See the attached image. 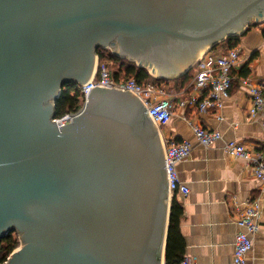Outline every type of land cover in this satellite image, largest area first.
<instances>
[{"label":"water","instance_id":"95a60500","mask_svg":"<svg viewBox=\"0 0 264 264\" xmlns=\"http://www.w3.org/2000/svg\"><path fill=\"white\" fill-rule=\"evenodd\" d=\"M264 22V0H0V264H166L172 196L161 134L132 94L94 88L58 127L65 83L98 50L176 79Z\"/></svg>","mask_w":264,"mask_h":264},{"label":"crops","instance_id":"0c3cea01","mask_svg":"<svg viewBox=\"0 0 264 264\" xmlns=\"http://www.w3.org/2000/svg\"><path fill=\"white\" fill-rule=\"evenodd\" d=\"M239 37L236 49L240 59L232 71L230 95L220 111L223 120L214 112L177 111L161 131L164 138L188 140L193 146L191 157L177 167L180 180L190 193L185 198L175 196L183 208L180 233L185 242L184 258L192 264H232L235 218L248 202L264 195V185L245 161L230 157L224 149L225 142L235 140L254 152L264 153V126L260 117L249 118L251 102L240 85L246 77L254 84L264 79V22L246 29ZM188 84L182 89L191 95ZM190 123L219 130L223 140L209 148L202 146ZM260 225L248 264H264V201Z\"/></svg>","mask_w":264,"mask_h":264},{"label":"built area","instance_id":"2783aa9c","mask_svg":"<svg viewBox=\"0 0 264 264\" xmlns=\"http://www.w3.org/2000/svg\"><path fill=\"white\" fill-rule=\"evenodd\" d=\"M239 59L240 54L236 48L225 53L214 49L204 52L191 68L192 78L188 84L192 87L191 95L187 94L185 89L174 90L153 82L139 84L134 78L117 76V71H111L107 64H100V62L97 64L93 77L84 85H76V91L83 100V106L94 88H114L124 93H132L145 106L161 134L177 111L193 110L201 114L214 112L222 121L220 111L224 100L230 95L234 81L232 71ZM240 85L246 89L251 102L249 118L260 117L264 126V79L254 84L250 78L246 77L240 81ZM78 113L54 119V121L60 128L67 125V122H72L73 117ZM190 126L196 139L206 148L223 140L219 130L209 129L201 124L190 123ZM161 138L165 150L171 196L185 198L189 195L190 189L180 180L177 167L191 157L193 146L188 140L177 141L175 137L164 138L162 134ZM224 149L230 157L245 161L254 176L264 185V153L254 152L245 144L235 140L225 142ZM263 201L264 195L248 202L235 218L237 232L232 264H248L247 257L253 250L254 239L261 229ZM180 264L192 263L188 258H184Z\"/></svg>","mask_w":264,"mask_h":264},{"label":"trees","instance_id":"16d2710c","mask_svg":"<svg viewBox=\"0 0 264 264\" xmlns=\"http://www.w3.org/2000/svg\"><path fill=\"white\" fill-rule=\"evenodd\" d=\"M240 37H230L224 42L217 45L224 53L230 49H234L239 45ZM100 64L108 62L115 63L118 67L117 76L121 75L124 78H134L139 84L156 83L159 85H172L176 90H181L186 86L192 78V70L186 75L174 79L167 80L163 78L153 77L147 69L138 67L135 63L126 59L116 57L112 52L103 49L98 50ZM83 107V100L80 94L76 91V85L65 83L63 92L55 104V119H60L69 114L78 113ZM183 216V208L176 201L175 197L172 200L170 212V225L168 232L167 248H166V264H180L185 255V242L180 233V221ZM13 233L8 234L0 242V263H5L12 252L18 247V239H13Z\"/></svg>","mask_w":264,"mask_h":264},{"label":"rangeland","instance_id":"374dc122","mask_svg":"<svg viewBox=\"0 0 264 264\" xmlns=\"http://www.w3.org/2000/svg\"><path fill=\"white\" fill-rule=\"evenodd\" d=\"M104 50V49H103ZM106 51H110L111 52V50H106ZM108 66H109V68H110V70L111 71H113V72H116V71H118V67H117V65L115 64V63H111V62H108V63H106ZM172 85H168V88H172V89H174V90H176L174 87H171ZM17 231V230H16ZM23 236H25V232L24 231H22V230H19V231H17V233H15L14 235H13V239L15 240V239H18V247H17V249H19L20 247H22L23 246V244H24V241H23ZM16 249V250H17Z\"/></svg>","mask_w":264,"mask_h":264},{"label":"flooded vegetation","instance_id":"af4514ba","mask_svg":"<svg viewBox=\"0 0 264 264\" xmlns=\"http://www.w3.org/2000/svg\"><path fill=\"white\" fill-rule=\"evenodd\" d=\"M11 233L15 234V233H17V231L15 230V231H13V232H11ZM1 241H2V240H1ZM14 251H15V250H14ZM14 251H13V252H14ZM13 252H12V253H13ZM10 256H11V255H10ZM9 258H10V257H9ZM9 258H8V259H9ZM8 259H7V261H8ZM7 261H6V262H7ZM6 262H5V263H6Z\"/></svg>","mask_w":264,"mask_h":264},{"label":"bare ground","instance_id":"6f19581e","mask_svg":"<svg viewBox=\"0 0 264 264\" xmlns=\"http://www.w3.org/2000/svg\"><path fill=\"white\" fill-rule=\"evenodd\" d=\"M155 77V76H154ZM70 123V122H67V124Z\"/></svg>","mask_w":264,"mask_h":264}]
</instances>
